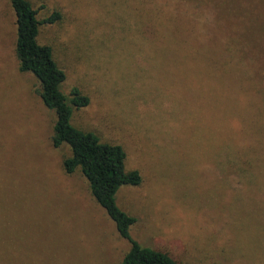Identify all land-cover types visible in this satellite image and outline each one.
I'll return each mask as SVG.
<instances>
[{"label":"rangeland","instance_id":"obj_1","mask_svg":"<svg viewBox=\"0 0 264 264\" xmlns=\"http://www.w3.org/2000/svg\"><path fill=\"white\" fill-rule=\"evenodd\" d=\"M38 42L89 99L71 123L120 145L142 182L116 194L131 237L178 264H264V0H28ZM0 0V264H121L55 113L18 70Z\"/></svg>","mask_w":264,"mask_h":264},{"label":"trees","instance_id":"obj_2","mask_svg":"<svg viewBox=\"0 0 264 264\" xmlns=\"http://www.w3.org/2000/svg\"><path fill=\"white\" fill-rule=\"evenodd\" d=\"M15 16V56L18 70L31 74L39 83L42 104L55 113L51 136L53 148L67 146L70 156L63 161L66 174L79 171L86 179L93 199L114 223L117 234L130 245L121 264H178L169 255L153 247L142 246L130 234L137 219L117 205L116 194L125 186L137 187L142 178L138 171H126V153L117 144L102 142L92 132H84L71 123L73 112L89 105V99L77 88L68 95L61 91L65 74L49 46L38 42L39 29L60 19L58 12L39 20L28 0H8Z\"/></svg>","mask_w":264,"mask_h":264}]
</instances>
